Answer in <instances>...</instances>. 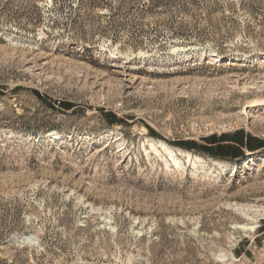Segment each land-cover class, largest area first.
Listing matches in <instances>:
<instances>
[{
	"label": "rangeland",
	"instance_id": "rangeland-1",
	"mask_svg": "<svg viewBox=\"0 0 264 264\" xmlns=\"http://www.w3.org/2000/svg\"><path fill=\"white\" fill-rule=\"evenodd\" d=\"M0 264H264V0H0Z\"/></svg>",
	"mask_w": 264,
	"mask_h": 264
},
{
	"label": "bare ground",
	"instance_id": "bare-ground-1",
	"mask_svg": "<svg viewBox=\"0 0 264 264\" xmlns=\"http://www.w3.org/2000/svg\"><path fill=\"white\" fill-rule=\"evenodd\" d=\"M54 135H55L54 133L53 134H49L50 137H54Z\"/></svg>",
	"mask_w": 264,
	"mask_h": 264
},
{
	"label": "trees",
	"instance_id": "trees-1",
	"mask_svg": "<svg viewBox=\"0 0 264 264\" xmlns=\"http://www.w3.org/2000/svg\"><path fill=\"white\" fill-rule=\"evenodd\" d=\"M218 148H219V147H218ZM220 149H224V148L220 147ZM231 154H232V153H231ZM235 155H236V154H234V155L232 154L231 156H235Z\"/></svg>",
	"mask_w": 264,
	"mask_h": 264
}]
</instances>
